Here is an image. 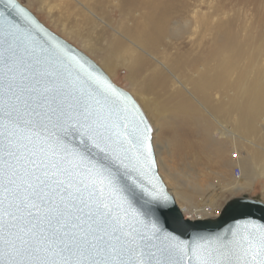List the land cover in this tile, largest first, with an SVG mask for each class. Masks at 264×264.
I'll return each instance as SVG.
<instances>
[{
    "label": "snow or ice",
    "instance_id": "6c2138e0",
    "mask_svg": "<svg viewBox=\"0 0 264 264\" xmlns=\"http://www.w3.org/2000/svg\"><path fill=\"white\" fill-rule=\"evenodd\" d=\"M4 44L0 264H264V226L191 243L163 233L167 196L142 172L152 128L129 131L109 104L116 90L74 56L36 59L34 84L18 88L16 49L7 35Z\"/></svg>",
    "mask_w": 264,
    "mask_h": 264
},
{
    "label": "bare ground",
    "instance_id": "6f19581e",
    "mask_svg": "<svg viewBox=\"0 0 264 264\" xmlns=\"http://www.w3.org/2000/svg\"><path fill=\"white\" fill-rule=\"evenodd\" d=\"M119 1L135 17L120 20L118 33L128 43L115 40L113 53L127 58V78L138 82L135 93L152 129L164 135V125L172 122L188 147L197 140L222 160L232 158V151L241 173L226 190L247 189L255 174L264 175V0ZM100 3L94 0L92 8ZM184 36L187 40L171 41ZM162 150L154 151L157 168L173 186L183 217L192 219L185 209L210 214L219 206L220 191L196 205L179 189Z\"/></svg>",
    "mask_w": 264,
    "mask_h": 264
},
{
    "label": "rangeland",
    "instance_id": "374dc122",
    "mask_svg": "<svg viewBox=\"0 0 264 264\" xmlns=\"http://www.w3.org/2000/svg\"><path fill=\"white\" fill-rule=\"evenodd\" d=\"M18 1L50 30L92 58L115 84L129 92L140 105L138 95L135 93L138 82L131 83V80L127 78L130 73L126 65L127 58L117 57L113 53L115 43H118L115 40L128 43L118 33L120 20L129 23L134 21L135 17L129 16L127 10L120 9L119 0H101L102 3L97 4L95 8H92L94 0ZM119 10L121 11L119 12ZM133 12L136 14L135 11ZM133 12L130 13L133 14ZM184 38H171V41L172 43H179L182 40H187V36ZM108 63H112L115 69L110 70ZM150 97L153 95L150 94ZM164 127H167L164 135H159V130L153 128L152 145L154 151L156 146L163 149L162 156L177 175L179 189L190 196L196 205L204 204L211 194L220 191V197L216 203L219 205L218 207L210 210V214H202L201 216L191 215L185 209L184 212L190 218L213 217L219 213L227 200L243 194L248 196L258 194L264 200V175L255 174L250 179V186L247 189L241 191L226 190L228 186L236 182L241 173L240 165L232 159L234 158L232 151L229 153L232 158L226 157L228 160L226 158L222 160L216 156V151L209 148L208 145H204L203 148L199 147L197 140L196 146L192 144L188 147L181 130L174 131L175 126L172 122L166 123ZM183 141H185L184 146L182 145ZM243 153L245 154L244 151ZM158 172L170 193L174 195L173 186L163 178L160 165H158ZM204 190H208V192L204 195L200 194Z\"/></svg>",
    "mask_w": 264,
    "mask_h": 264
},
{
    "label": "water",
    "instance_id": "95a60500",
    "mask_svg": "<svg viewBox=\"0 0 264 264\" xmlns=\"http://www.w3.org/2000/svg\"><path fill=\"white\" fill-rule=\"evenodd\" d=\"M12 3L15 4V9H9L5 6L7 0H0V89L3 88L5 82L3 57L5 55L4 48L7 47L4 44V39L7 35L10 43L16 49L17 62L14 74L18 88L26 89L34 84L32 66L35 64L36 59H39L42 64H46L61 58L67 64L69 62L67 57L74 56L84 64L86 71H94L104 83L116 90V95L110 99L109 104L115 105L121 110L122 117H126L124 122L128 124L129 131H133L135 126L142 130L145 125L140 124L141 120H144L152 128L150 121L133 96L115 84L92 58L50 30L18 0H12ZM86 71L81 73L82 78L86 76ZM75 75L76 68L73 65V76ZM104 83H101L99 87L103 88ZM0 95H2V92H0ZM152 132L149 134L151 144ZM142 163L143 179L167 196L166 205L158 213L159 226L163 233H170L181 241L191 243L198 237L206 240L215 237H226L231 240L232 230L234 229L237 230L238 238L247 239L255 234L256 229L264 226V200L258 194L253 196L243 194L230 198L223 205L219 214L214 217L184 218L174 197L167 190L158 173L153 145L151 154ZM129 222L131 223V221ZM152 243L159 247L162 240H153ZM192 264H197L195 258ZM230 264H235V257L231 259Z\"/></svg>",
    "mask_w": 264,
    "mask_h": 264
}]
</instances>
